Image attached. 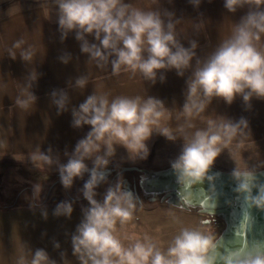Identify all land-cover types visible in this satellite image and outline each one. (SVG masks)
Listing matches in <instances>:
<instances>
[{
    "label": "clouds",
    "instance_id": "clouds-1",
    "mask_svg": "<svg viewBox=\"0 0 264 264\" xmlns=\"http://www.w3.org/2000/svg\"><path fill=\"white\" fill-rule=\"evenodd\" d=\"M55 3L60 42L73 35L80 53L95 61L97 67L110 64L114 74L122 68L139 72L151 85L166 82L169 71L184 78L181 109L187 117L204 112L214 99L230 106L239 97L246 111L251 109L253 99L264 100V0H223L227 13L245 8L247 11L230 35L203 59L197 53L198 40L191 39L185 46L178 38L176 24L181 18L168 8L146 11L126 0H55ZM188 3L198 9L202 0H188ZM23 43L20 40L14 46ZM33 55L31 49L24 50L20 59L29 61ZM57 59L67 65L73 56L65 51ZM186 72H189L187 76ZM40 75L37 71L29 74L25 94L16 100L19 107L28 109L37 103L38 97L32 89ZM88 83V77L81 74L71 78L67 88L53 89L48 94L57 116L70 113L71 128L88 130L71 151L64 150V159L51 146L37 152L41 161L55 168L65 191H70L76 180L83 181L74 200H61L52 210L54 218L71 219L76 200L82 198L87 202L81 206V219L69 235L76 264H215V256L208 253L216 244L198 228L181 229L166 251L149 237L137 239L129 246L118 238L117 223L122 225L133 219L139 198L131 191L122 190L119 183L110 185L102 199L97 198L101 195L97 189L107 180L115 146L118 144L132 153L134 163L148 158V142L154 134L168 141H175L177 136L162 124L171 118V110L166 107V100L158 96L109 99L107 94L91 92L79 104H72L69 85L85 89ZM245 130L251 134L247 118L233 120L222 115L221 122L209 120L206 128L185 134L181 151L169 162L177 183L191 186L205 179L211 181L213 176L208 172L222 150L221 145ZM177 131L185 133V128L181 126ZM231 175L238 181L234 191L244 194L248 207L264 210V188L252 194L253 174L234 169ZM38 207L46 221L48 212L41 205V196L38 202L29 204L30 210ZM52 246L54 250L61 248L55 239ZM59 256L58 262L46 248L33 249L25 242L17 264H72L66 251H60ZM222 259L223 264H264V244L245 251H230Z\"/></svg>",
    "mask_w": 264,
    "mask_h": 264
},
{
    "label": "crops",
    "instance_id": "crops-1",
    "mask_svg": "<svg viewBox=\"0 0 264 264\" xmlns=\"http://www.w3.org/2000/svg\"><path fill=\"white\" fill-rule=\"evenodd\" d=\"M46 2L54 3L55 0H0V5L3 6L0 8V161L11 159L25 166L26 171L23 175L27 181L34 182L35 186L31 183V186L27 187V184L23 191L33 188L32 196L36 195L38 201L41 196V205L46 207L48 212V219L45 221L41 217L39 207L30 210L29 203L16 204L23 192L21 187L16 197L15 194L14 196L2 194L0 264H17L25 242L33 249L46 248L51 257L58 262L60 251H66L68 259L72 260V264H76L71 255L69 235L81 219V206H86L87 202L82 198L76 200L71 219L54 218L52 210L61 200H74L79 195L77 190L82 187L83 181L76 180L73 188L65 191L59 182L55 168L47 166L37 154L38 149L43 150L51 146L54 151H59L61 159H64L62 156L64 150L67 148L71 151L76 141L88 130L87 127L81 130L71 128L70 113L57 116L56 109L49 100L48 94L53 89L67 88V82L71 78L83 74L89 81L85 89L73 88L71 84L69 85L68 91L74 105L82 102L91 92L107 94L109 99L117 96L146 98L148 95H154L166 100V107L171 110V118H166L162 124L170 127L177 139L168 141L154 134L148 142L150 147L148 159L157 149L179 148L181 150L185 142L183 138L185 134L190 135L196 129L206 128L209 120L221 122L222 115L233 120H238L240 117L247 118L251 130V134H248L247 130L244 134H237L222 147L239 148L255 142L264 143V100L253 99L251 109L246 111L239 97L230 106L222 100L214 99L204 112L187 117L181 109L184 99L182 95L185 87L184 78L177 77L175 71H169L166 73V82L151 85L139 72L133 73L122 68L119 73L114 74L110 64L103 68L97 67L95 61L80 53L79 44L73 35H69L63 43L60 42L55 22L56 4L48 7ZM126 2L146 11L157 8L162 10V7L175 11L176 16L181 18L176 24L178 38L185 46L191 39L198 40L197 53L201 59L206 58L223 39L230 35L236 22L247 11L245 8L234 14L227 13L223 8V0H211V2L202 0L198 9H193L188 0H172L171 4L168 0H159V3L157 0H126ZM91 39L89 37V40ZM20 40L24 43L20 47H15L16 42ZM28 49L34 52L32 59L21 61V51ZM65 51L73 56V60L67 65L60 63L57 59ZM35 71L41 74L32 89L38 101L28 109H23L17 105L16 100L24 96V89L29 83V74ZM189 72L185 75L187 76ZM189 124L194 127L188 128ZM181 126L185 128V133L177 131ZM115 148L114 158L118 159L120 164L130 163L127 160L128 153L123 151V147L117 144ZM129 156L132 157V155ZM144 162L131 163L138 165ZM137 169L147 172L142 168L137 167ZM110 177L107 180L109 182L103 184L104 189H97L101 194L97 197L98 199L103 198L102 194L110 186V182L112 184L124 182L122 184L124 191H131L139 198L134 216L140 212L146 213L147 210L149 212L152 210L155 196H150V203L143 201L137 184H134L136 179L130 178L132 182H129L127 177L121 179L120 173ZM154 178L155 174L149 176L146 184L153 187L149 182ZM128 184L131 188L127 186L128 189H126L125 186ZM41 186L42 192H40ZM27 200L25 196L24 201ZM170 201L171 209L177 214L183 205L177 196L176 201L172 199ZM181 229L177 223L175 232H172V238L168 240L165 237L166 245L163 244V251L167 250L168 245ZM135 231L136 229L129 225L124 237L129 238L134 235V242L138 239ZM53 239L59 241L61 245L59 250L53 249Z\"/></svg>",
    "mask_w": 264,
    "mask_h": 264
},
{
    "label": "rangeland",
    "instance_id": "rangeland-1",
    "mask_svg": "<svg viewBox=\"0 0 264 264\" xmlns=\"http://www.w3.org/2000/svg\"><path fill=\"white\" fill-rule=\"evenodd\" d=\"M46 4L50 7L56 3L46 2ZM1 7L3 6L0 5V8ZM221 148L222 150L220 154L217 156L212 165L213 168H217L226 173L232 172L234 169L239 172H254L259 169H264V143L255 142L252 145L240 146L239 148L235 146H232V148L222 147L221 145ZM123 151L128 153L127 160L130 163L120 164L119 161H117L118 159H115V156H113L111 158L112 164L109 165L106 172L107 178L113 174L120 173L121 179L123 177H127L129 178V182H132L130 178L133 180L136 179L134 184H137L141 194L140 197H142L143 201L150 203V196H155L156 198L153 200L155 203L150 212L148 210L146 213L140 212L137 216H133L132 220L122 225L119 222L117 223L116 235L125 246H129L134 240V235L129 238L124 237L126 234L125 231L129 225H132L136 229L135 233L138 239L142 240L144 237H149L161 250H163V244L164 246L166 245L165 237L168 238V240L172 238V232H175L177 223L182 229L198 228L206 235L210 236L213 241L217 238L219 232L225 225V221L220 213H207L206 211H202L197 205L190 204V206H183V208L179 209L176 214V212L171 209L172 207H170L172 204L170 199L175 198V196L165 194L169 191V188H163V191H158L156 188L146 184V180L149 176L153 175L154 172H160L162 169L170 167V160L175 158L181 151L179 148L157 149L151 154L149 159L147 158L146 160H143L145 162L138 165H132V157L129 156L132 155V153L128 152L126 149ZM137 167L145 169L147 172L137 169ZM24 171H26L25 166L19 164L18 162H14L11 159L0 161V204L2 203V194H5L4 196H14L15 194L16 197L20 187L23 191L26 189L24 186H27V184V187H29V185L31 186V183L35 186L34 182L27 181L24 176ZM85 179H87V176H85ZM107 180L106 182H109ZM123 183L124 182L120 183L122 190H124V185H122ZM81 184H83V182H81ZM103 184L104 183H102L101 186H103ZM109 185L114 186L116 184H112V182H110ZM101 186L98 189L101 190L105 188L104 186ZM127 186H129V184L125 186L126 189H128ZM129 187L131 188V186ZM32 190L33 188L29 189V191L26 190L21 192V198L19 196V200L16 201V204H31L33 202H37L38 200L36 199V195L32 196ZM153 193H156V195H153ZM30 194L31 196H29ZM25 196L28 199V202L24 201ZM152 226H154V228ZM164 227L165 229H163Z\"/></svg>",
    "mask_w": 264,
    "mask_h": 264
},
{
    "label": "water",
    "instance_id": "water-1",
    "mask_svg": "<svg viewBox=\"0 0 264 264\" xmlns=\"http://www.w3.org/2000/svg\"><path fill=\"white\" fill-rule=\"evenodd\" d=\"M211 167L208 175L211 181L205 179L202 183L186 186L177 183L171 167L156 171L155 178L149 183L160 189L169 188V194H175L180 203L198 205L202 211L220 213L225 221L223 229L214 240L216 247L210 249L209 255L215 256V264H223L222 257L230 251H245L256 245L264 244V210L248 207L243 195L234 189L238 181L231 175ZM252 194L264 188V169L251 172ZM176 199H173V201Z\"/></svg>",
    "mask_w": 264,
    "mask_h": 264
},
{
    "label": "flooded vegetation",
    "instance_id": "flooded-vegetation-1",
    "mask_svg": "<svg viewBox=\"0 0 264 264\" xmlns=\"http://www.w3.org/2000/svg\"><path fill=\"white\" fill-rule=\"evenodd\" d=\"M152 186H153L154 188H156V190H158V191H159V190H160V191H163V189H160L159 186H155V185H153V184H152ZM165 194L168 195L167 192H166ZM169 195H170V194H169ZM171 195H175V194H172V193H171ZM171 199H172V201H173V199H176V198H171ZM180 201H181V200H180ZM197 206H198V205H197ZM198 207H200V206H198ZM200 208H201V207H200ZM207 213H209V212H207Z\"/></svg>",
    "mask_w": 264,
    "mask_h": 264
}]
</instances>
